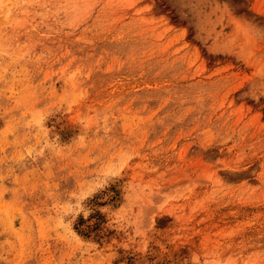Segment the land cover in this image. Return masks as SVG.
I'll list each match as a JSON object with an SVG mask.
<instances>
[{
  "label": "rangeland",
  "instance_id": "obj_1",
  "mask_svg": "<svg viewBox=\"0 0 264 264\" xmlns=\"http://www.w3.org/2000/svg\"><path fill=\"white\" fill-rule=\"evenodd\" d=\"M0 264H264V0H0Z\"/></svg>",
  "mask_w": 264,
  "mask_h": 264
}]
</instances>
